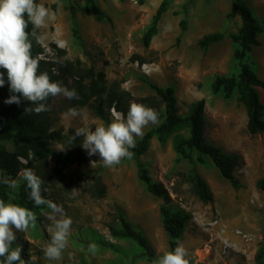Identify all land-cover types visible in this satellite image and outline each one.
<instances>
[{
    "label": "rangeland",
    "instance_id": "rangeland-1",
    "mask_svg": "<svg viewBox=\"0 0 264 264\" xmlns=\"http://www.w3.org/2000/svg\"><path fill=\"white\" fill-rule=\"evenodd\" d=\"M162 1L37 0L50 14V19L37 34L44 48L42 58L54 62L52 72L61 76L67 88L74 79L71 73L75 74L79 69L83 73L93 67L95 72L105 71L108 84L118 81L135 97L155 95V91L142 80L144 74L161 86L173 85L180 115L188 113L193 101L204 98L207 139L240 156V164L235 169L241 182L239 189L232 187L208 157L205 164L197 167L210 184L214 201L203 203L187 181L186 174L191 165L186 159H178L173 136L165 143L154 136L140 159L146 162L153 179L162 181L169 189L174 205L193 214L180 242L187 250L188 264H256L254 257L264 243V181L260 183L264 180V132L255 135L248 132L247 110L239 101L238 92L227 99L223 91L213 94L211 88L217 74L238 75L240 71V60L234 57L238 45L231 38L241 26L240 12L227 17L235 8L234 0H168V9L159 21L158 33L146 47L142 35ZM248 2L264 24V0ZM91 6L107 12L113 22L95 20L93 14L86 11ZM184 17L187 23L186 29L182 30L180 21ZM215 31H223L226 36L202 49L199 39ZM259 39L260 46L255 47L243 62L250 63L264 81V33ZM58 49L64 53L60 55ZM144 65L148 66V71L143 69ZM258 89L264 100V89ZM45 103L49 110L36 115L44 116L51 129L66 135H73L77 127L94 129L97 125H106L87 106L72 105L62 95ZM70 108H75L80 116L69 117ZM116 112L119 115L111 109V121L122 116ZM157 125L149 124L143 133ZM179 133L186 134L187 131ZM5 144L13 149L11 141ZM53 147L55 156L49 158L48 164L57 168L59 175L56 181L41 187V195L56 204L60 211L52 213L47 205L36 206L31 209L35 220L25 230L15 232L17 238L13 248L21 247L25 264H134L133 255L138 246L129 240L118 241L129 252L128 257L100 244L82 243V228H95L110 237L108 223L121 204L130 209L131 218L138 226L144 224V231L158 256L169 251L160 211L159 217L155 218L153 211L142 213L139 208L140 205L153 208L156 198L161 204L163 199L151 194L139 180L134 158H123L119 165L106 168L98 156L89 157L79 143L56 141ZM62 155L70 156L72 160H65ZM100 166L107 192L104 197L96 198L91 192L95 170ZM0 175H3L1 171ZM19 178L12 180L18 183ZM51 214L57 219L61 215L72 219L67 245L59 261L46 259L43 252L50 241L52 222L47 217ZM225 239L234 243L235 249L224 252Z\"/></svg>",
    "mask_w": 264,
    "mask_h": 264
},
{
    "label": "trees",
    "instance_id": "trees-1",
    "mask_svg": "<svg viewBox=\"0 0 264 264\" xmlns=\"http://www.w3.org/2000/svg\"><path fill=\"white\" fill-rule=\"evenodd\" d=\"M234 2L235 8L228 13L227 17L230 18L237 11L240 12L241 26L238 32L231 34L233 42L238 45L234 51V57L240 60V71L238 75L217 74L212 81L211 88L213 94L223 91L227 99L232 98L235 92H238V99L247 110V130L255 135L264 132V102L258 89L259 87L264 89V81L257 75L252 65L243 60L255 47L260 46L259 36L264 33V24L255 16L248 0H234ZM167 9L168 0H163L142 35L144 46H150L152 38L158 33L159 21ZM86 11L88 14L92 13L94 19L99 22L105 20L113 22L112 17L97 6L87 7ZM186 23L187 18H182L180 21L182 30L186 29ZM26 32L29 33V40L32 44V56L39 60L38 72H47L50 79L64 84L61 76L52 72L54 62L51 59L40 57L44 53V48L38 40L39 29L33 32L32 25L29 24ZM74 32L77 33L76 28ZM225 36L223 31L206 33L199 39L198 44L202 49H207L212 44L223 40ZM58 51L60 55L64 53L62 49ZM65 71L71 73L69 69ZM84 71L81 73L79 69L75 74L71 73L74 79L69 89H75L78 94V99L70 100L72 105L87 106L106 124L111 121L112 108L124 116L131 102L144 104L158 113V125L136 140L135 147L130 151L132 158L137 162L139 180L144 183L151 194L163 199L160 208L161 222L168 235L170 251L176 247L177 242L180 243L183 239L193 219V214L181 206L174 205L169 189L162 181L153 179L146 162L140 159L148 150L151 139L156 136L159 142L165 143L173 136V148L179 155L178 159H186L191 165L186 174L187 181L191 184L195 195L206 204L214 201V193L208 181L198 171L197 165L205 164L209 157L232 187L239 189L241 182L235 175V169L240 164V156L207 139L206 100L204 98L193 101L188 113L180 115L176 89L173 85L161 86L144 74L142 80L155 91V95L135 97L122 88L118 81L108 84L105 71L95 72L93 67ZM8 95L6 83L0 87V171L3 176L14 179L20 177L22 169L29 168L41 178V187L46 183L56 181L59 171L48 164L49 158L55 156L53 143L56 141L69 143V137L72 134L66 135L60 130L51 129L49 121L44 116H37L35 112L26 113V107H33L28 101L22 99L20 105L5 104L4 99ZM182 130H186L187 133H179ZM7 141L13 143V149L7 147L5 144ZM79 142L80 138H76L71 144ZM61 158L72 160L70 156L65 155ZM101 171L102 166L95 170V180L92 185L91 194L96 198L104 197L107 192ZM263 181L261 180L260 183L262 184ZM18 185L19 187L13 190L0 184V200L5 202L12 200L14 204L30 210L34 209L36 206L28 198L29 190L25 187L24 181L20 179ZM108 229L110 237L95 228H82V243L100 244L128 257L129 252L118 241L129 240L138 246L133 255L134 264L142 260L155 262L158 255L149 236L140 226L130 220L123 208L117 207L113 220L108 223ZM254 261L256 264H264V243L258 249Z\"/></svg>",
    "mask_w": 264,
    "mask_h": 264
},
{
    "label": "clouds",
    "instance_id": "clouds-1",
    "mask_svg": "<svg viewBox=\"0 0 264 264\" xmlns=\"http://www.w3.org/2000/svg\"><path fill=\"white\" fill-rule=\"evenodd\" d=\"M48 19L49 10L37 0H0V87L7 83L9 95L4 99L5 104L20 105L22 99L28 101L33 107H26V113L48 111L45 101L49 97L62 95L68 100L78 99L75 89L50 79L47 72H38L39 60L32 56V44L26 28L31 24L34 32ZM67 115L75 118L80 113L70 108ZM157 123L158 113L154 109L131 102L126 115L94 129L77 127L68 142L71 144L80 138V147L89 157L98 156L104 167L111 168L119 165L123 158L130 159V149L135 147L136 138L143 136L146 126ZM20 179L24 181L29 190L28 198L35 206L47 205L52 213L60 211L56 204L42 197V180L31 169H22ZM0 184L13 190L19 187L15 180L3 175H0ZM35 218L30 209L0 200V264H25L21 258V247L13 248L17 238L15 232L28 228ZM47 219L52 222V229L50 241L43 249L44 256L50 261H59L67 245L72 219L65 215L57 219L54 214L48 215ZM187 255V250L177 242L174 249L159 255L155 264H188Z\"/></svg>",
    "mask_w": 264,
    "mask_h": 264
},
{
    "label": "crops",
    "instance_id": "crops-1",
    "mask_svg": "<svg viewBox=\"0 0 264 264\" xmlns=\"http://www.w3.org/2000/svg\"><path fill=\"white\" fill-rule=\"evenodd\" d=\"M160 198V197H159ZM163 204V203H162ZM161 201L160 200H158L157 198H156V200H155V203H154V206H153V208L150 206V205H140L139 206V208H141V210H142V213H144V212H147V213H150V212H154V216H155V218H157L156 216H158L159 217V215H158V211H160V208H161ZM122 206H121V208H123V210L126 212V214L128 215V217L130 218V220L134 223V224H138L136 221H134V220H132V218H131V213H130V209L129 208H127L126 207V205H124V204H121ZM145 217H150L149 216V214H148V216H147V214H145L144 215ZM160 218H161V215H160ZM141 226V228L143 229V230H145V228H144V224H141L140 225ZM142 262H147L146 260H142V261H140V262H138L137 264H139V263H142ZM148 263H150V262H148ZM155 263V262H154Z\"/></svg>",
    "mask_w": 264,
    "mask_h": 264
},
{
    "label": "built area",
    "instance_id": "built-area-1",
    "mask_svg": "<svg viewBox=\"0 0 264 264\" xmlns=\"http://www.w3.org/2000/svg\"><path fill=\"white\" fill-rule=\"evenodd\" d=\"M42 55H43V54H42ZM42 55H41V57H42ZM143 69H144L145 71H148V70H149V68H148L147 65H144V66H143ZM112 112H113L115 115H119V114L116 112V110H115L114 108H112ZM238 233L240 234L241 232L238 231ZM244 237H246V236H244ZM222 248H223V251H224V252H229L230 250L235 249V245H234V243H232V242L229 241L228 239H225L224 242H223Z\"/></svg>",
    "mask_w": 264,
    "mask_h": 264
},
{
    "label": "bare ground",
    "instance_id": "bare-ground-1",
    "mask_svg": "<svg viewBox=\"0 0 264 264\" xmlns=\"http://www.w3.org/2000/svg\"><path fill=\"white\" fill-rule=\"evenodd\" d=\"M262 98H263V96H262ZM262 98H261V99H262ZM262 100H263V99H262ZM263 102H264V100H263Z\"/></svg>",
    "mask_w": 264,
    "mask_h": 264
}]
</instances>
